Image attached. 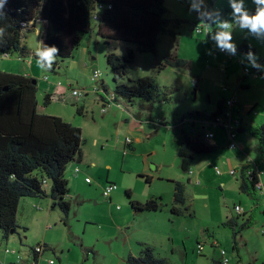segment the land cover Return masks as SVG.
I'll list each match as a JSON object with an SVG mask.
<instances>
[{"label": "rangeland", "instance_id": "obj_1", "mask_svg": "<svg viewBox=\"0 0 264 264\" xmlns=\"http://www.w3.org/2000/svg\"><path fill=\"white\" fill-rule=\"evenodd\" d=\"M208 1L165 0L169 27L178 32L179 45L167 33L160 37L157 53L136 51L130 72L123 81L154 75L161 87L172 89L159 96L151 108L141 107L139 99L134 103L125 99L109 101V97L105 100L103 93L95 91L104 80L107 95L113 94L117 83L106 57L108 45L96 32L86 36L73 57L57 69L41 68L35 54V49L42 46L43 22L23 32L28 51L23 58L18 51L0 56V70L30 74L38 81L41 113L61 116L81 127L85 139L82 162L73 161L67 169L70 188L67 198L71 209L66 222L62 211L59 207L53 208L49 198H26L20 204L18 220L28 230L21 231V236L11 233L8 239L0 233V264H8L18 256L34 259L30 247L44 243L55 253L39 245L38 252L44 249L46 252L40 254L38 264H51L52 257L60 258L62 263L57 261V264H124L129 254L139 255L141 244L152 247L167 264H211L212 255L222 261L221 249L228 251L230 264H264V191L258 193V205L239 189L242 169L248 173L256 169L264 183V137L261 142L248 129L264 123V31L253 33L240 27L232 0H211L212 5ZM236 2L249 15L258 7L254 0ZM195 10L203 14L209 11L212 20L221 17L222 24L231 27L224 29L221 23L218 25L204 17L211 32L207 27L199 31L196 26L203 19H197ZM224 31L231 34L236 50L243 43L256 50L252 57L259 68L253 66L252 58L246 53L219 52L215 37ZM128 47L135 46L118 41L110 46L120 54H125ZM171 53L187 59L188 65L160 70V62ZM96 69L102 72L98 82L93 79ZM242 82L253 83L245 93L251 98L247 117L239 110L237 97ZM73 89L87 94L79 98ZM47 93L53 94V98L45 105ZM165 95L169 99L163 102ZM222 97H226L225 112L234 109L238 118L235 148L230 146L228 131L223 126L189 117L197 110L205 112V116L210 114ZM230 100H234L233 105L229 104ZM80 106L84 108L83 114L77 112ZM103 107L108 108L106 113ZM246 121L255 124L247 127ZM204 125L212 130L215 137L212 141L217 140V144L214 146L212 141L205 140L211 151L197 154L191 170L183 172L178 156L180 140L185 134L205 139L208 131H204ZM127 137L132 138L134 148L125 152ZM174 180L186 183V204L191 206L194 215L171 213ZM111 182L117 184V189L112 191L110 199L104 195V189ZM127 191L136 200L161 197L164 208L134 211ZM235 205H240L247 215L256 207L250 227H241L245 220L233 209ZM232 214L238 221L235 228L224 224L227 215ZM199 244H203L202 253L198 250Z\"/></svg>", "mask_w": 264, "mask_h": 264}, {"label": "trees", "instance_id": "obj_2", "mask_svg": "<svg viewBox=\"0 0 264 264\" xmlns=\"http://www.w3.org/2000/svg\"><path fill=\"white\" fill-rule=\"evenodd\" d=\"M208 2L212 5L211 0ZM256 10L252 9L251 15ZM167 11L165 0H7L3 10H0V56H10L18 51L23 58L28 52L23 32L31 31L38 22H43L42 46L55 45L58 48V55L51 67L57 69L58 65L73 57L86 36L96 32L108 45L106 57L117 82L113 91L114 101L125 99L134 103L139 99L142 101L141 107L151 108L159 96L168 94L172 89L161 87L154 75L128 79V82L123 79L130 72L137 50L157 53L160 37L167 33L173 37L176 46L179 45L178 32L169 27ZM113 41L133 44L135 47H128L125 54H120L110 48ZM255 51L243 43L235 53L249 55ZM188 63L178 53H171L160 62L159 69L167 66L184 67ZM102 88V92L98 93H103L102 97L107 100L110 94L107 95L108 87L104 80ZM37 91L38 81L32 76L0 70V233L4 239L9 238L11 231L19 236L21 231L27 232L28 229L18 220L20 204L26 198H49L52 207H59L62 211L66 222L71 209V202L67 198L70 192L67 169L73 161L83 160L82 145L85 139L82 128L61 116L41 113ZM52 98L53 94L47 93L44 104L48 105ZM168 99L165 95L163 102ZM226 105V97H222L216 102L213 113L205 116V112L197 110L191 112L189 117L219 124L216 117L225 113ZM77 112L83 114V106L78 107ZM248 129L263 141L264 123ZM205 140L200 135L194 138L188 134L180 140L178 156L183 172L191 170L197 154L211 151V146ZM132 141L125 143V150L134 148ZM150 180L147 177V182ZM239 180L240 191L259 205L257 183L260 177L257 170L248 173L242 169ZM173 182L175 190L171 213L177 216L186 213L194 215L191 206L186 204V183L181 180ZM126 194L131 198L130 191ZM130 204L134 211H161L165 205L161 197H151L145 201L131 198ZM233 209L244 217L242 228L252 225L256 207L249 211V215L240 205H235ZM237 222V217L232 214L224 224L235 228ZM39 245L55 253L44 243L30 247L33 256H41V252L36 250ZM45 249L42 252H46ZM124 264H167V260L156 255L149 245L141 244L139 255L129 254ZM211 264L223 263L215 260Z\"/></svg>", "mask_w": 264, "mask_h": 264}, {"label": "built area", "instance_id": "obj_3", "mask_svg": "<svg viewBox=\"0 0 264 264\" xmlns=\"http://www.w3.org/2000/svg\"><path fill=\"white\" fill-rule=\"evenodd\" d=\"M207 12L208 13L203 14L201 10H198V11L195 10V14H196L197 19H199V18L203 19L204 17H209L211 19V15H209L210 12L209 11H207ZM213 20H212V22H213ZM207 24H208V22H205L204 19H203L202 21H200L199 25L196 26V29L199 30V31H203V29L205 27H207L208 28V32L210 33L211 30H210V27ZM225 24H227V23H225ZM221 25H222V22H221ZM219 52L227 53L228 50L227 49L221 50V48H220ZM246 71L248 72L249 69L247 68ZM93 76H94L93 79H95L96 82L100 81L101 80V76H102L101 70L96 69L94 71ZM102 90H103L102 86L95 88L96 92H102ZM72 92H73V94L75 96H77L79 98L83 97L84 95L86 96V94H87L86 92L81 91L79 89H73ZM107 97L111 98V100H109V101H112L114 99V94H110ZM229 104L233 105L234 104V100H230ZM107 111H108V108L107 107H103V113H106ZM216 119H217V122H219V124H221V126H223L224 129H226L228 131L227 134H228V139L230 140V146L233 147V148L237 147L236 139L238 138V133L236 131V126H238V118L234 115V112L232 110H228L224 114H222V115L220 114L219 116H217ZM213 137H214V134L212 132L208 131V132L205 133V139L206 140L209 141V140L213 139ZM131 141H132V138L127 137L126 140H125V143H130ZM126 151L127 150H125V152ZM78 168L79 167H77L76 170L79 172L80 168L79 169ZM89 180H90V178L87 177L86 181H89ZM257 188H258V190L260 192H263L264 191L263 190L264 189V183L262 181L258 182L257 183ZM116 189H117V184L112 183V182L108 183L106 185L105 189H104V195L106 197L110 198L112 191L116 190ZM237 209L240 210L239 207H237ZM203 249H204L203 244H199V246H198L199 252H201ZM36 250L39 251L40 248L36 247ZM9 252H10V250H9ZM41 253H42V251H41ZM221 254L224 257L223 260H222V263L223 264H229L230 263V258L227 256V254H228L227 250L226 249H221ZM38 257L41 258V256H38ZM38 257L33 256L34 259L29 260V259H27L24 256L23 257L22 256H18L15 260L8 262V264H38V259H39ZM50 263L51 264H57V259L52 257L50 259Z\"/></svg>", "mask_w": 264, "mask_h": 264}, {"label": "clouds", "instance_id": "obj_4", "mask_svg": "<svg viewBox=\"0 0 264 264\" xmlns=\"http://www.w3.org/2000/svg\"><path fill=\"white\" fill-rule=\"evenodd\" d=\"M257 4V10L254 15H249L247 11H244L241 3L232 0V7L234 13L239 14V24L242 28H248L251 32L257 33L264 31V0H254ZM7 0H0V10H3ZM222 28L228 29L230 24H222ZM219 41L221 50L227 49L230 54H235V45L231 42V34L228 31H224L215 37ZM35 54L38 59V63L41 68H51L54 63L55 57L58 55V48L55 45H43L35 49ZM249 57L252 58L253 66L259 68L260 65L256 64L255 58L249 53Z\"/></svg>", "mask_w": 264, "mask_h": 264}, {"label": "crops", "instance_id": "obj_5", "mask_svg": "<svg viewBox=\"0 0 264 264\" xmlns=\"http://www.w3.org/2000/svg\"><path fill=\"white\" fill-rule=\"evenodd\" d=\"M216 17H218V16H216ZM221 17H218L217 19H215V20H213V23L214 22H216L218 25H220V22H221V20L222 19H220ZM216 25V24H215ZM213 26H214V24H213ZM223 54V53H222ZM27 75H30V74H27ZM31 76V75H30ZM254 85L255 86H259L260 84L259 83H254ZM253 86V83L252 82H242L241 84H240V89H241V92H236L237 93V97L239 98V103H240V107H239V110L241 111V113H243V115H246V117H247V113H246V108H248V104H250V101H251V98H249V96H247L246 97V95H245V93H248L249 91H250V88ZM242 91H244V92H242ZM247 91V92H246ZM216 110V107L212 110V112L213 111H215ZM211 112V113H212ZM210 113V112H209ZM245 117V118H246ZM186 119H184L183 121H185ZM254 122L253 121H250V122H248L247 123V121L245 122V126H250L251 124H253ZM255 124V123H254ZM203 129H204V131L205 130H207V131H212L207 125H204L203 126ZM215 138V137H214ZM213 139H211V140H209V142L210 141H212ZM208 141V140H207ZM216 141L217 140H214V141H212V142H210L211 144H215L214 146H216ZM134 144V143H133ZM124 147H125V144H124ZM80 172V171H79ZM68 177V176H67ZM188 180H190V178H188L187 179V181ZM261 181V180H260ZM189 182V181H188ZM111 198V197H110ZM24 202H25V200H24ZM228 216H230V215H227V217ZM226 217V218H227ZM215 242H219L217 239H215ZM228 252V251H227ZM212 257H213V260L215 261V256H213L212 255ZM216 261H218V260H216ZM59 262H61V261H59ZM62 263V262H61ZM230 263H231V258H230ZM229 263V264H230Z\"/></svg>", "mask_w": 264, "mask_h": 264}, {"label": "water", "instance_id": "obj_6", "mask_svg": "<svg viewBox=\"0 0 264 264\" xmlns=\"http://www.w3.org/2000/svg\"><path fill=\"white\" fill-rule=\"evenodd\" d=\"M12 233H14V231H11Z\"/></svg>", "mask_w": 264, "mask_h": 264}, {"label": "bare ground", "instance_id": "obj_7", "mask_svg": "<svg viewBox=\"0 0 264 264\" xmlns=\"http://www.w3.org/2000/svg\"><path fill=\"white\" fill-rule=\"evenodd\" d=\"M223 21V20H222ZM85 96V95H84Z\"/></svg>", "mask_w": 264, "mask_h": 264}]
</instances>
